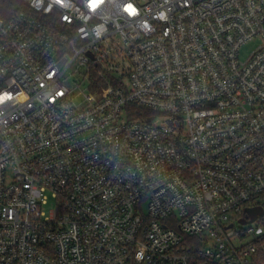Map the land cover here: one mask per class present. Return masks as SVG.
<instances>
[{"label":"built area","instance_id":"obj_1","mask_svg":"<svg viewBox=\"0 0 264 264\" xmlns=\"http://www.w3.org/2000/svg\"><path fill=\"white\" fill-rule=\"evenodd\" d=\"M22 1L0 17V264H264L240 222L264 207V0ZM83 66L85 105L63 79Z\"/></svg>","mask_w":264,"mask_h":264},{"label":"rangeland","instance_id":"obj_2","mask_svg":"<svg viewBox=\"0 0 264 264\" xmlns=\"http://www.w3.org/2000/svg\"><path fill=\"white\" fill-rule=\"evenodd\" d=\"M259 40L254 39L246 43L241 49V58H246L250 52L258 45ZM87 73L86 66L81 67L79 70H76V67H71L66 71L63 76L65 83L69 86L72 90V98L75 100L76 103H80L85 105L86 102V95L90 94L95 97L94 91L89 87V79L84 75ZM54 201L51 199L48 205L44 206V209L50 213ZM253 226H260L264 228V217H260L259 219L252 222ZM251 238L249 237L248 240Z\"/></svg>","mask_w":264,"mask_h":264},{"label":"trees","instance_id":"obj_3","mask_svg":"<svg viewBox=\"0 0 264 264\" xmlns=\"http://www.w3.org/2000/svg\"><path fill=\"white\" fill-rule=\"evenodd\" d=\"M25 8L26 5L22 0H0V17L7 18L14 12Z\"/></svg>","mask_w":264,"mask_h":264},{"label":"water","instance_id":"obj_4","mask_svg":"<svg viewBox=\"0 0 264 264\" xmlns=\"http://www.w3.org/2000/svg\"><path fill=\"white\" fill-rule=\"evenodd\" d=\"M246 215L240 219V222L243 224L252 223L257 220L259 216L264 215V207L261 205L257 206H248L245 208ZM232 226V224L230 225Z\"/></svg>","mask_w":264,"mask_h":264},{"label":"snow or ice","instance_id":"obj_5","mask_svg":"<svg viewBox=\"0 0 264 264\" xmlns=\"http://www.w3.org/2000/svg\"><path fill=\"white\" fill-rule=\"evenodd\" d=\"M60 2L62 3L63 0H60ZM101 3H103V0H88L89 7L93 10H95ZM126 11H129L130 15L136 14V9L131 4L128 5V7L126 8Z\"/></svg>","mask_w":264,"mask_h":264},{"label":"clouds","instance_id":"obj_6","mask_svg":"<svg viewBox=\"0 0 264 264\" xmlns=\"http://www.w3.org/2000/svg\"><path fill=\"white\" fill-rule=\"evenodd\" d=\"M161 18H163V17H161Z\"/></svg>","mask_w":264,"mask_h":264}]
</instances>
